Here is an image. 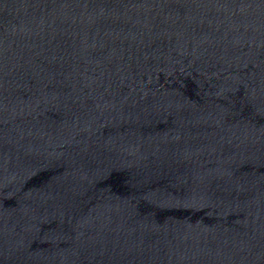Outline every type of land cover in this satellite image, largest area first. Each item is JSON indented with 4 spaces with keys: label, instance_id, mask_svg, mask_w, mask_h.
<instances>
[{
    "label": "water",
    "instance_id": "1",
    "mask_svg": "<svg viewBox=\"0 0 264 264\" xmlns=\"http://www.w3.org/2000/svg\"><path fill=\"white\" fill-rule=\"evenodd\" d=\"M0 264H264V0H0Z\"/></svg>",
    "mask_w": 264,
    "mask_h": 264
}]
</instances>
